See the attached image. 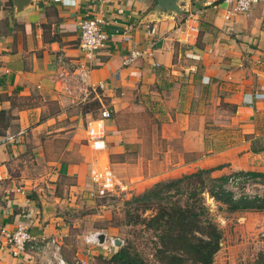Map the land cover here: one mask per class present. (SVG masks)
Instances as JSON below:
<instances>
[{"label":"crops","instance_id":"0c3cea01","mask_svg":"<svg viewBox=\"0 0 264 264\" xmlns=\"http://www.w3.org/2000/svg\"><path fill=\"white\" fill-rule=\"evenodd\" d=\"M155 4L29 0L17 10L14 0H0V227L9 231L26 223L32 235L54 237L66 263L73 253L83 264H99L95 254L108 260L116 251L91 247L86 255L72 248L95 229L80 210L81 203L94 201L86 196L94 159L83 126L95 117L93 107L109 112L103 155L128 189L134 180L154 182L200 169H211V177L261 172L252 160L263 152H249L247 138L264 133V99L249 107L243 100L264 92V0L226 19L225 0H177L180 10L172 16L155 14ZM186 15L196 19L194 42L175 31ZM81 17L99 18L111 36L88 60L78 49ZM149 41L150 58L120 66L127 51L147 50ZM80 62L84 83L71 67ZM156 160L161 169L152 172ZM16 188L33 191L19 194ZM251 212L228 213L236 219L221 227L224 238L211 264L222 249L226 264L242 256L245 248L232 231L243 233ZM98 217L102 210L91 220ZM47 256H13L0 244V264H44Z\"/></svg>","mask_w":264,"mask_h":264},{"label":"built area","instance_id":"2783aa9c","mask_svg":"<svg viewBox=\"0 0 264 264\" xmlns=\"http://www.w3.org/2000/svg\"><path fill=\"white\" fill-rule=\"evenodd\" d=\"M229 3V9L224 14L223 18L226 19L236 14H244L248 11L249 7L260 0H225ZM209 4V2H206ZM101 20L97 17H81L76 24L77 37H79L78 49L81 57L88 60L92 57L95 51L100 48H104L106 42L111 36H108L100 28ZM177 34L182 35L184 40L195 41L197 37V24L193 15H186L182 21L175 27ZM153 29L150 28L147 31V36L152 37ZM123 42H129L130 37L122 35ZM153 42L149 41L147 50H140L137 48H131L127 53L120 58V66L127 65L138 57L145 56L150 58ZM152 67H156L157 64L151 63ZM73 71H76L75 78L80 83H84L85 70L84 65L80 62L77 65L71 66ZM61 81L60 77L58 78ZM264 99V92H250L244 96L243 103L245 106H250L255 100ZM109 119V112L105 107L99 106L97 114L92 119L88 120L85 124L84 141L88 148L100 155L104 154L105 144L103 137L105 136V122ZM105 160V158H104ZM104 165L94 164L89 168L87 178L86 196L89 199H101L105 202H110L114 207L122 206L126 194L128 193V187L124 183L116 180L112 170L108 164L104 161ZM1 178V177H0ZM221 189L227 191L231 200H245L251 201V199H259L264 201V174L262 175H248L245 173H235L225 176L222 179ZM19 194H24L25 191L32 192L30 189L16 188ZM100 233L98 230L88 231L81 237V242L84 245L83 252L88 255L91 252V247H102L107 250L115 248L113 245L114 240L117 238L103 236L102 243H98L97 235ZM0 244L3 245L8 252L13 256H19L24 253H34L40 256L48 253L45 258L44 264H68L60 255V248L58 242L54 237H38L32 235L29 226L26 223H16L14 227L7 231L0 227ZM117 248V247H116ZM75 264H83L84 260L80 257L75 259Z\"/></svg>","mask_w":264,"mask_h":264},{"label":"trees","instance_id":"16d2710c","mask_svg":"<svg viewBox=\"0 0 264 264\" xmlns=\"http://www.w3.org/2000/svg\"><path fill=\"white\" fill-rule=\"evenodd\" d=\"M247 143L249 152H264V133L247 138ZM210 170H196L165 182H155L123 202V205L130 204L124 210L126 221L139 223L153 234V256L157 264H211L213 261L220 247L222 231L202 204L201 194L209 196L219 210L228 213L264 208V201L259 199L231 200L228 192L220 187L225 176L211 177ZM244 173L263 174L257 171ZM179 183L188 190V198L182 203L163 204L166 191L176 190ZM146 212L151 213L149 217H142ZM260 248L254 263L264 264V243ZM108 261L112 264H142L141 258L126 246L118 248Z\"/></svg>","mask_w":264,"mask_h":264},{"label":"rangeland","instance_id":"374dc122","mask_svg":"<svg viewBox=\"0 0 264 264\" xmlns=\"http://www.w3.org/2000/svg\"><path fill=\"white\" fill-rule=\"evenodd\" d=\"M95 108L96 107H93V109L90 111L91 114L94 116H96L97 114V109ZM83 126H85V123ZM89 151L93 155L92 159H94L92 160L93 162H91L90 164L91 166L94 164H99L103 166L105 164L103 154L99 155L98 153H95L90 149ZM252 161L257 165L255 170L261 171L260 173L264 174V172H262L264 171V152L262 154H259L258 158H255ZM154 162H155L154 167L151 169L152 172L161 169L160 162H158L157 160ZM91 166H89V168ZM111 169L113 171L112 166ZM250 171L252 170L250 169L248 171H242V172L244 173ZM235 173L226 174L225 176L227 175L229 176ZM171 177L174 176H166L165 179H161L160 181L144 182V183L142 179L134 180L133 182L130 183L131 189H129L128 194L125 196L124 200L122 201L121 204L122 206L114 207L113 204H111L110 202H105L97 198L92 199L94 201L92 202L91 206L88 204V202H85L84 204L81 203L80 206H82V209L80 210L81 211L84 210L85 214H87V218H86L87 220L84 221L86 222V226L88 228H95L94 230H98L100 231V233L106 236H115V238L119 240L118 247L120 248L126 246L128 250H130V252H135L141 258L142 264H157L158 262L155 260L153 256L154 248H155L153 245V243L155 242L153 238V234L150 231L145 230L143 226L139 223H131L129 221L128 222L126 221V218L124 217V210L130 204L123 205V202L126 199H129L131 195L137 194L142 190L149 188L153 183L165 182L168 179H172ZM186 198H188V190H185V188H183V183H179L178 188L176 190H174V188H171L170 190L166 191L162 203L166 204V203H170L171 201H177L178 203H182L184 200H186ZM201 198H202V204H204V206L208 209V213H210L214 223H216L220 228L221 227L223 229L225 228V226L223 225L226 222V220H228V222L230 221L229 223H234V220L236 219L235 216L228 215V212L219 210L217 208V204H215L209 196L207 197V195L203 193L201 194ZM98 210H102L103 217L93 218L94 220H91L92 214ZM251 211H256V210H251ZM258 211L263 212L264 208ZM150 214H151L150 212H146L145 214H142V217H149ZM247 218H248L246 219L247 226L243 233L239 231H232L236 235L238 241L241 242L243 248H245L244 250H241L242 256H238V257L234 256L235 264L237 263L251 264V262H254L257 252L261 250L260 247L264 243V212L260 215L256 214V212H251L250 214H247ZM81 225L82 224H80V226ZM221 238H224V236L221 235ZM83 247L84 245L83 243H81V241L79 243L78 241H75V243L72 244L73 251L81 252L83 250ZM114 249L117 250L118 248L115 247ZM95 255L96 256H93L94 257L93 261L98 262L99 264H112L108 260L102 259L100 254H95ZM225 256L228 257L226 250L222 249L218 251L215 256V262H213V264H226L228 259H226V261L224 262ZM71 257L68 263L75 264L74 263L75 258L73 253Z\"/></svg>","mask_w":264,"mask_h":264},{"label":"water","instance_id":"95a60500","mask_svg":"<svg viewBox=\"0 0 264 264\" xmlns=\"http://www.w3.org/2000/svg\"><path fill=\"white\" fill-rule=\"evenodd\" d=\"M155 9L153 10L155 14H166V15H174L179 12L180 8L177 5V0H155ZM14 3L17 5V10L21 9L24 5L29 3V0H14ZM103 236L99 233L97 235V241L98 243H102ZM113 245L117 248L118 246V241L114 240Z\"/></svg>","mask_w":264,"mask_h":264}]
</instances>
